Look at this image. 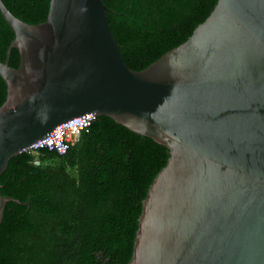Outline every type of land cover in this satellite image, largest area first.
<instances>
[{
    "label": "water",
    "instance_id": "95a60500",
    "mask_svg": "<svg viewBox=\"0 0 264 264\" xmlns=\"http://www.w3.org/2000/svg\"><path fill=\"white\" fill-rule=\"evenodd\" d=\"M102 0H49L0 61V175L30 148L64 152L58 126L95 116L168 150L141 201L128 264H264V0H216L145 68L123 62ZM19 53L16 68L10 51ZM28 204L0 193L5 203Z\"/></svg>",
    "mask_w": 264,
    "mask_h": 264
},
{
    "label": "trees",
    "instance_id": "16d2710c",
    "mask_svg": "<svg viewBox=\"0 0 264 264\" xmlns=\"http://www.w3.org/2000/svg\"><path fill=\"white\" fill-rule=\"evenodd\" d=\"M123 62L139 71L185 41L216 0H102ZM29 24L46 19L49 0H2ZM14 37L0 14V61ZM19 53L10 51L16 68ZM6 85L0 77V105ZM168 150L147 136L95 116L64 153L20 152L0 175L5 203L0 264H128L147 188ZM35 160L38 163H35Z\"/></svg>",
    "mask_w": 264,
    "mask_h": 264
},
{
    "label": "built area",
    "instance_id": "2783aa9c",
    "mask_svg": "<svg viewBox=\"0 0 264 264\" xmlns=\"http://www.w3.org/2000/svg\"><path fill=\"white\" fill-rule=\"evenodd\" d=\"M67 125L68 123L58 126L60 135L62 137L61 144L65 145L64 152L68 146H71L77 140L78 136L80 135V132L87 127L85 125H80V124H75V125H70V126H67ZM39 149L41 148L30 147L22 152H28V153L35 154ZM48 149H53L56 152H58L56 148H48ZM35 163H38V162L35 160Z\"/></svg>",
    "mask_w": 264,
    "mask_h": 264
}]
</instances>
